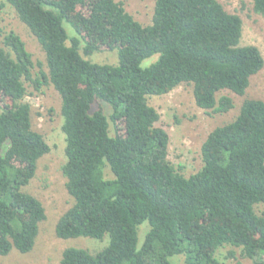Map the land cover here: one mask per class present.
<instances>
[{
    "label": "trees",
    "instance_id": "1",
    "mask_svg": "<svg viewBox=\"0 0 264 264\" xmlns=\"http://www.w3.org/2000/svg\"><path fill=\"white\" fill-rule=\"evenodd\" d=\"M252 1L264 17V0ZM5 2L36 38L47 70L33 76L25 42L5 33L0 96L11 104H0V255L29 252L46 219L42 202L23 190L50 151L32 127L28 82L35 90L50 83L60 97L61 171L74 201L58 218L56 236H109L94 252L66 247L59 264H222L215 251L225 246L264 264V212L256 211L264 206V99L245 98L232 120L207 134L202 165L189 175L168 159L169 133L148 103L189 84L209 114L233 108L230 96L217 93L244 95L264 66L255 45L240 43V16L218 0H154L147 24L122 0ZM104 48L116 50V65L80 52Z\"/></svg>",
    "mask_w": 264,
    "mask_h": 264
},
{
    "label": "rangeland",
    "instance_id": "2",
    "mask_svg": "<svg viewBox=\"0 0 264 264\" xmlns=\"http://www.w3.org/2000/svg\"><path fill=\"white\" fill-rule=\"evenodd\" d=\"M126 10L142 24L150 22L154 0H122ZM224 9L230 13L238 14L242 20V45H255L264 59V17L253 10L252 0H218ZM66 31L75 34L73 26L64 22ZM14 31L25 42L27 50L31 53L34 63L33 76L39 75V70L46 72L44 52L28 27L23 24L14 8L0 0V40L5 33ZM81 54L85 59L97 63L117 64L116 50L108 48L92 52L90 55ZM157 59V54L141 62L147 66ZM26 95L24 100L30 104V116L33 129L41 133L50 146V151L37 161L34 177L23 190L33 194L43 204L46 219L39 223V232L32 249L27 253H20L13 248L8 254L0 255V264H59L62 251L66 247H83L89 251L104 248L109 242L105 234L101 239L90 237L58 238L55 234V224L58 218L73 204L74 199L67 192L65 177L61 167L65 162L64 146L65 136L61 129L62 116L60 114V97L50 83L42 84L35 90L31 84L24 82ZM228 95L233 101V108L223 114H209L208 111L195 104L192 86L181 84L170 92L160 96L148 97V103L160 114V126L169 133L168 159L180 171L189 175L197 171L201 165L200 146L207 134L216 126L232 120L239 111L245 98L264 99V66L250 77L249 86L245 94L240 96L228 90L217 93ZM1 106H9L11 101L0 96ZM110 131L111 127H110ZM256 211L264 212V206L259 205ZM143 233V232H141ZM143 234H140L139 239ZM233 255H229V251ZM215 257L222 264H255L250 258L241 256L239 248L225 246L217 248ZM176 256L172 257V261ZM182 264V260L176 261Z\"/></svg>",
    "mask_w": 264,
    "mask_h": 264
}]
</instances>
